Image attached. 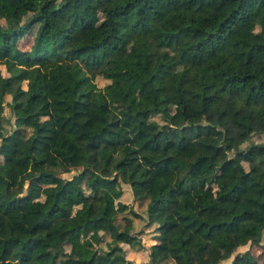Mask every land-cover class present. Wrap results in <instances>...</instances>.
<instances>
[{
    "label": "trees",
    "instance_id": "trees-1",
    "mask_svg": "<svg viewBox=\"0 0 264 264\" xmlns=\"http://www.w3.org/2000/svg\"><path fill=\"white\" fill-rule=\"evenodd\" d=\"M204 1L227 6L189 14ZM259 5L264 0H124L91 25L87 0H0V264H218L230 256L228 264H264V75L247 67L264 49V33L234 31ZM226 40L228 57L218 50ZM164 46L197 66L170 79L173 124L156 82L171 66ZM61 55H81L119 73L121 83L108 79L105 94L80 65H58ZM222 77L231 79L226 108L213 123L186 122L185 92L203 113ZM124 82L137 85L135 100ZM73 168L74 177L60 176ZM120 183L145 201L144 225H155L147 261L97 246L110 231L115 240L133 237L130 217L121 228L115 222L123 211L138 216L119 200ZM73 235L85 257L66 249Z\"/></svg>",
    "mask_w": 264,
    "mask_h": 264
},
{
    "label": "rangeland",
    "instance_id": "rangeland-1",
    "mask_svg": "<svg viewBox=\"0 0 264 264\" xmlns=\"http://www.w3.org/2000/svg\"><path fill=\"white\" fill-rule=\"evenodd\" d=\"M88 3L91 6V9L89 11H86V16L88 17L91 25H95L99 18H100V11L102 8L107 7L113 3H120L124 0H87ZM227 6L226 3L218 4L211 1H204L200 5H192L188 7V12L193 17H197L199 15H202L207 12H215L219 13L221 12L225 7ZM264 5H259L257 7H252L248 11L247 18H243L242 20L238 21L234 31L236 33H249L251 37L255 36L252 33L254 31H261L264 33ZM35 29V26L30 28L28 32L22 36L18 41V46L21 49L28 50L30 46V39L33 35V31ZM137 32H133L130 34V36L127 38V40L121 45L122 51L120 52L121 55H124V51L127 49V45L129 42H131L134 38L138 37ZM166 49L170 54H172V60H171V66L169 70L162 76L157 77L156 82L159 86V97L162 99L163 104L167 108L166 117L170 120V122L174 123V110H175V100L172 95V90L169 87V82L171 77L173 76L174 72L180 69L186 70L188 73L193 72L197 69V66L193 59L191 57L186 56H180L177 54L175 47L173 46H164L159 47ZM229 45L228 41H223L219 47V52H221L224 56L228 57L229 55ZM264 56V49H257V52L254 56L251 57L249 63L247 64V67L255 68L258 73L264 75V69H258V62L259 58ZM58 65L62 64H78L83 68L87 74V76L94 81L95 85L101 89L105 94L108 91V87H105L107 83L113 82V83H121L120 82V74L119 73H108L103 68L95 65V64H87L85 63L84 59L80 57L76 58H70L65 55H61L57 60ZM0 70L3 72V68L0 65ZM231 79H227L225 77H222L219 82L222 84L219 86L215 92H214V99L212 102H210L203 113H200L196 109V105L194 103V97L192 93L186 91L185 97L187 100V113H186V122H214V118L222 109L226 108V87L229 84ZM122 88L126 91L127 97L131 100L136 99V90L137 85L129 82L122 83ZM9 101V95L4 96V102L6 104L3 106L2 109V116L7 117L9 114V109L7 106V102ZM9 125L5 122L4 123V130H8ZM3 131L0 132V137L2 136ZM262 136H258L256 134H253L251 136V139L253 140H259ZM241 135L237 134L233 136V138L230 139V145L235 147L239 140H241ZM243 146V145H242ZM261 168L260 166L258 167ZM263 169V168H261ZM79 171V168H73L70 169L67 172L61 173L60 176L62 178H70L74 177V175L77 174ZM120 187L122 189V193L119 196V200L128 206L131 205L133 210L138 213V216H131L130 213L127 211H123L122 213H118L115 217V222L118 224L119 228L122 226V216L126 215L130 217L131 220V233L133 235L132 239L128 238L126 235L121 234L119 236L118 240L114 239V232H109V237L104 235L102 237V241L98 243L99 248H110L111 245H115L119 248V250H124V254L126 255V258L133 262H139V261H147V253H146V246L148 243V240L152 238V236L155 234L154 231V224L150 225H144V208H145V201H138L133 200L129 189L126 184L120 183ZM52 242H56V240H53ZM66 249H74L76 250L80 256L85 257L86 251L80 246L79 237L77 235L72 236V243L65 246ZM248 247V244L238 246L236 251L244 250ZM251 250H255V246H250ZM230 257H228L225 260L220 261L218 264H228L230 261ZM162 264H173L170 261H165Z\"/></svg>",
    "mask_w": 264,
    "mask_h": 264
}]
</instances>
